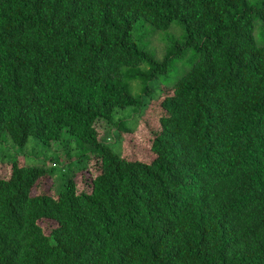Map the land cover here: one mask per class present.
Listing matches in <instances>:
<instances>
[{
    "label": "trees",
    "instance_id": "trees-1",
    "mask_svg": "<svg viewBox=\"0 0 264 264\" xmlns=\"http://www.w3.org/2000/svg\"><path fill=\"white\" fill-rule=\"evenodd\" d=\"M137 21L182 43L158 58ZM258 22L264 0H0V139L59 154L2 161L0 264H264ZM140 133L148 158L122 152ZM45 176L53 194L32 195Z\"/></svg>",
    "mask_w": 264,
    "mask_h": 264
},
{
    "label": "rangeland",
    "instance_id": "rangeland-1",
    "mask_svg": "<svg viewBox=\"0 0 264 264\" xmlns=\"http://www.w3.org/2000/svg\"><path fill=\"white\" fill-rule=\"evenodd\" d=\"M249 1L254 5L257 3V0H249ZM263 32L264 30L262 29L261 24L259 22L256 23L254 36L256 41L259 43L264 40V37H262ZM134 36L136 40L149 53L155 54L158 58H161L164 55L163 52L165 50V45L166 48H168V46L171 45L172 42H175V45L178 43H182L183 32L182 29L175 22L171 23V26L166 30H154L149 24L141 23L140 21H137L134 27ZM181 52L183 53V57L181 59L175 58L172 67L170 68L171 72L168 76V79L170 80L169 83L172 82V80H175L179 76V74L185 68V66L187 69L191 65L192 60L190 61V59L193 57V53H194L193 49L187 48V49H183ZM124 114L126 116L129 115V117H131V123L136 121L134 117H136L135 115L137 114H134L132 108H124L120 112L116 113L115 116H120ZM160 114H161L160 112L150 114L149 117L147 116L148 118L146 117L147 119L145 118V120H150V121L152 120L156 122ZM145 125H146V121H145ZM102 127H104V123L101 122L99 129ZM135 137H136V146L133 145L134 143H132V141L128 142L125 140L126 142L122 148V152H128L130 156L139 153V155H141L142 157L148 158L149 154L147 155L141 152L143 148H146L147 145L149 144L148 139H146V137L144 138L142 136V133L136 134ZM73 140L74 139H72V143H74ZM110 141L113 143L114 142L113 138H111ZM72 146L74 147V145ZM112 146L117 148L116 145L112 144ZM140 147L143 148H141L140 150L139 149ZM19 154L24 156V161L28 165H33V164L41 165L44 162L49 163V159L51 160L54 157L59 156V154L54 149L49 147H44L41 142H36V140L33 137H29L28 142L24 147L18 148V147H14L11 144V140L8 136H3L0 139V176L1 175L6 176L9 175L10 173L9 165L6 163H2V161L4 160L5 162L6 158H13L14 156ZM59 172L60 170L57 169L55 172V176H57ZM89 172L90 174L96 173L94 165L90 166ZM75 180H76L77 188L79 190L83 188L86 189L85 176H77ZM52 186H53L52 178H50L49 176L42 177L36 182V184L32 188L31 194L35 195L42 192L53 194Z\"/></svg>",
    "mask_w": 264,
    "mask_h": 264
}]
</instances>
